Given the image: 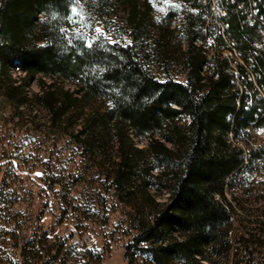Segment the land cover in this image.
<instances>
[{
	"label": "trees",
	"instance_id": "1",
	"mask_svg": "<svg viewBox=\"0 0 264 264\" xmlns=\"http://www.w3.org/2000/svg\"><path fill=\"white\" fill-rule=\"evenodd\" d=\"M75 1L0 0V96L45 109L51 127L112 162L117 188L140 202L130 264L140 252L150 264H221L233 248L232 264H252L242 239L264 251V221L252 213L264 186L248 204L227 179L247 151L251 171L264 161V0H178L182 11L160 20L149 0H84L118 43L103 29L78 39ZM32 81L40 91L30 95ZM156 186L166 202L149 193Z\"/></svg>",
	"mask_w": 264,
	"mask_h": 264
},
{
	"label": "rangeland",
	"instance_id": "2",
	"mask_svg": "<svg viewBox=\"0 0 264 264\" xmlns=\"http://www.w3.org/2000/svg\"><path fill=\"white\" fill-rule=\"evenodd\" d=\"M149 1L157 20L182 11L178 0ZM71 19L73 33L87 43L97 28L112 40L122 39L113 27L101 28L84 0L74 2ZM174 25L180 27L179 21ZM12 75L19 79L24 73L17 68ZM27 89L30 95L40 91L35 81ZM65 131L50 126L45 109L32 103L16 109L0 96V193L5 215L0 223V264H130L125 247L135 233L140 202L117 188L112 162L97 157ZM135 142L145 148L148 140ZM110 155L114 161L116 153ZM149 193L160 202L169 196L157 186ZM232 252L221 264H232L237 250ZM136 257L133 264H150L146 252Z\"/></svg>",
	"mask_w": 264,
	"mask_h": 264
},
{
	"label": "built area",
	"instance_id": "3",
	"mask_svg": "<svg viewBox=\"0 0 264 264\" xmlns=\"http://www.w3.org/2000/svg\"><path fill=\"white\" fill-rule=\"evenodd\" d=\"M262 133V130H259ZM250 158L251 154L247 151V160L245 164L235 173H233L227 181H233L232 190H242L243 197H248V204H251V197L253 194L261 193V186H264V161L258 160L255 163L256 170L251 171L250 168ZM231 206V216H233L234 207H237L236 202L232 201ZM264 206V200L262 204L254 205V212L259 215V220L264 221V213H262L261 208ZM258 211V212H257ZM242 239V238H239ZM245 247H250L255 252V258L252 261V264H264V251L256 249L255 242L247 241L243 242L242 239V259H247L244 256L246 255ZM246 261V260H245Z\"/></svg>",
	"mask_w": 264,
	"mask_h": 264
},
{
	"label": "snow or ice",
	"instance_id": "4",
	"mask_svg": "<svg viewBox=\"0 0 264 264\" xmlns=\"http://www.w3.org/2000/svg\"><path fill=\"white\" fill-rule=\"evenodd\" d=\"M73 12H75V9H73ZM96 32L99 34V35H103V33L101 32V30L99 28L96 29ZM106 39L111 42V43H118V41H112L110 37H106ZM130 43V42H129ZM89 47H91V43H89L88 45ZM37 175H40L39 173H37Z\"/></svg>",
	"mask_w": 264,
	"mask_h": 264
},
{
	"label": "bare ground",
	"instance_id": "5",
	"mask_svg": "<svg viewBox=\"0 0 264 264\" xmlns=\"http://www.w3.org/2000/svg\"><path fill=\"white\" fill-rule=\"evenodd\" d=\"M230 195V194H229Z\"/></svg>",
	"mask_w": 264,
	"mask_h": 264
}]
</instances>
